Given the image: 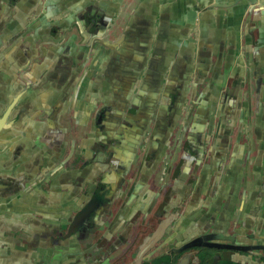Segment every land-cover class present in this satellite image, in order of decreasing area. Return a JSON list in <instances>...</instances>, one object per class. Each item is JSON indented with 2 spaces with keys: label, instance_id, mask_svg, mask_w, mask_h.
<instances>
[{
  "label": "crops",
  "instance_id": "obj_1",
  "mask_svg": "<svg viewBox=\"0 0 264 264\" xmlns=\"http://www.w3.org/2000/svg\"><path fill=\"white\" fill-rule=\"evenodd\" d=\"M263 4L0 0V106L5 109L17 97L3 117L0 134V172L9 177L0 188V225L20 221L34 226L35 220L66 223L67 228L81 204L92 197V190L81 197L86 174L80 170L85 165L90 173L96 163L89 159L97 143L92 141L100 140L103 146L111 142L115 151L108 156L122 164L137 145L136 136L130 146L129 135L140 132L141 122H146V139L166 145L161 133L170 131L174 100L184 101L179 107L181 123L189 117L183 124L186 145L177 153L180 163L194 143L203 141L194 125L196 110L211 101L207 114L214 117L212 135L204 144L206 158L201 163L212 171L220 166V175L231 187L243 190L248 163L260 165V172L264 169ZM240 110L247 120L242 126L236 118L231 136L221 144L220 117L239 116ZM160 116L162 121L152 129ZM239 126L244 127L240 133ZM247 129L260 131L262 137L253 140ZM205 130L206 125L201 133ZM174 137L160 152L158 174L175 151ZM103 154L107 156L104 148ZM69 157L83 160L75 173L62 167ZM198 166L195 172L202 169ZM97 175L96 189L103 193L111 182L118 190L130 189L131 179L140 173H126L125 182L117 168ZM13 178L20 186L8 192ZM146 181L151 189L153 183ZM256 212L251 211L253 221ZM243 218L247 221L246 214Z\"/></svg>",
  "mask_w": 264,
  "mask_h": 264
},
{
  "label": "flooded vegetation",
  "instance_id": "obj_2",
  "mask_svg": "<svg viewBox=\"0 0 264 264\" xmlns=\"http://www.w3.org/2000/svg\"><path fill=\"white\" fill-rule=\"evenodd\" d=\"M16 99L6 101L5 109L0 106V111L4 110L0 115V134L5 126L3 117ZM183 102L173 101L172 114L168 117L170 131L161 133L166 145L163 142L157 145L146 139L149 123L141 122V131L129 135L130 146L135 145V140H130L136 136L137 145L132 156L122 164L112 163V157L108 156L115 151L111 142L103 146L100 140H93L97 143L89 159L96 163L90 173L88 166L80 168L86 174L81 197L89 195L90 190L92 197H87L89 201L81 204L67 228L63 227L66 223L34 220L32 226L20 221H3L0 225V264H264V169L260 172V165L248 163L244 189L239 190L232 188L230 180L220 175V166L212 171L201 163L206 158L204 144L212 135L214 117L207 114L211 101L204 102L202 108L196 110L199 114L194 125L200 128L198 140L203 141L197 145L194 143L186 161L180 163L177 153L179 147L186 145L183 124L189 118L186 116L182 123L180 121L184 116L179 109ZM189 102L191 106L195 103L194 100ZM236 118L243 126L247 115L217 117L223 129L221 144L231 136ZM160 121L162 116L156 119L152 129L157 128ZM203 125H206L204 134L201 133ZM242 126L238 127L239 133L244 128ZM250 134L253 140L262 137L260 131L247 129V136ZM173 137L176 139L175 151L165 170L158 174L155 170L159 166L160 152ZM103 148L108 157L103 154ZM252 149H247L250 159L254 155ZM221 152L225 149L222 148ZM223 156L221 153L220 158L224 159ZM82 162L80 158L69 157L62 167L73 168L72 173H75ZM197 165L202 169L195 172ZM115 168L123 173L121 182H125L124 175L130 171L137 170L139 178L131 179V184L134 180L132 190L131 184L130 189L118 190L111 182L101 193V189H96L99 184L97 174L100 170L115 171ZM155 173L159 176L153 178ZM8 178L6 173L0 172V188L5 187ZM147 178L154 185L151 189ZM15 181L11 179L14 183L8 192L19 188L20 184ZM253 208H257L254 217L258 213L254 221L251 218ZM245 214L247 221L243 218ZM157 229L161 233L151 240Z\"/></svg>",
  "mask_w": 264,
  "mask_h": 264
},
{
  "label": "water",
  "instance_id": "obj_3",
  "mask_svg": "<svg viewBox=\"0 0 264 264\" xmlns=\"http://www.w3.org/2000/svg\"><path fill=\"white\" fill-rule=\"evenodd\" d=\"M252 3H255L257 0H250ZM263 6H264V4H263ZM160 231V229H157V231L153 234V236H152V238H150L151 240H154V239H156L158 236H159V234L161 233V232H159Z\"/></svg>",
  "mask_w": 264,
  "mask_h": 264
}]
</instances>
